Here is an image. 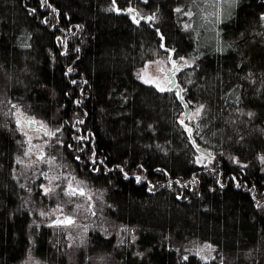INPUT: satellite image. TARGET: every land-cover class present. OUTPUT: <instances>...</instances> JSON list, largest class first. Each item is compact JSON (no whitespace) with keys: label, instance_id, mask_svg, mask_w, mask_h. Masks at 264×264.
<instances>
[{"label":"trees","instance_id":"trees-1","mask_svg":"<svg viewBox=\"0 0 264 264\" xmlns=\"http://www.w3.org/2000/svg\"><path fill=\"white\" fill-rule=\"evenodd\" d=\"M167 54L181 96L139 79ZM21 113L89 184L80 242L34 222ZM263 166L264 0H0V264H264Z\"/></svg>","mask_w":264,"mask_h":264},{"label":"rangeland","instance_id":"rangeland-1","mask_svg":"<svg viewBox=\"0 0 264 264\" xmlns=\"http://www.w3.org/2000/svg\"><path fill=\"white\" fill-rule=\"evenodd\" d=\"M131 15L134 16L133 12H131ZM186 63L187 61L184 59L174 61L167 54L165 57H159L147 62L140 69L138 76L143 83L149 86H153L159 90H170L172 81L169 78V73L173 72L177 80V71L180 69V66ZM200 113V107L193 110L187 121H196ZM29 118L35 120L39 128L32 127L28 122ZM16 120L22 149L20 155L17 157V168L14 177L25 191L27 206L32 212L36 226L62 227L72 241L80 242L81 236L84 237L87 233V225L82 222L81 218L82 210L86 209L88 198L91 196L87 180L84 177L75 176L66 170L63 157L60 158L58 156V150L56 148L53 149V145L49 141V138L53 134L44 121L25 113L19 114ZM187 124L189 125V123ZM198 160L199 163L211 161L204 154L199 155ZM45 189H50V191L46 192ZM72 189L77 190L76 195L67 194ZM80 190H83L84 195L78 194ZM55 192H60L63 195L64 205L48 208L39 206L37 196L41 194L51 195ZM67 205H74L76 209H67L65 207ZM67 217H71L73 221L69 226L68 224L57 223L58 220L64 221ZM187 251L204 262L210 261L216 256V249L210 243L193 241L189 243ZM21 264H44V262L30 252Z\"/></svg>","mask_w":264,"mask_h":264},{"label":"water","instance_id":"water-1","mask_svg":"<svg viewBox=\"0 0 264 264\" xmlns=\"http://www.w3.org/2000/svg\"><path fill=\"white\" fill-rule=\"evenodd\" d=\"M174 70H175V66H174ZM169 78L171 79L172 83L170 84V88L171 89H175V90H178L179 91V95L181 96V89L180 87L177 85V80L175 79L174 75H173V72H170L169 73ZM185 110H186V117H189L190 115V109L189 107L186 105L185 106ZM32 121H35L33 119H28V122L31 124L32 127L34 128H39L37 127L36 125V121L35 123H32ZM197 148V151L200 152L201 154H204L205 156L207 157H210L209 153L207 151H205L203 148H200V147H196ZM72 224V223H71ZM70 224H68L69 226Z\"/></svg>","mask_w":264,"mask_h":264},{"label":"snow or ice","instance_id":"snow-or-ice-1","mask_svg":"<svg viewBox=\"0 0 264 264\" xmlns=\"http://www.w3.org/2000/svg\"><path fill=\"white\" fill-rule=\"evenodd\" d=\"M113 2H115V0H113ZM129 11H132L131 9H129ZM178 11H179V9H178ZM164 89H161V91H163ZM13 107H15L14 105H13ZM32 123H35V121H32ZM137 179H139V178H137ZM45 191L47 192V191H50V189H45ZM67 194H69V195H76L77 194V190L76 189H72L69 193H67ZM79 195H84V192H83V190H80L79 191V193H78ZM57 223L58 224H71V223H73V221H72V218L71 217H67V218H65V220L64 221H57ZM185 259H187V257H185Z\"/></svg>","mask_w":264,"mask_h":264}]
</instances>
